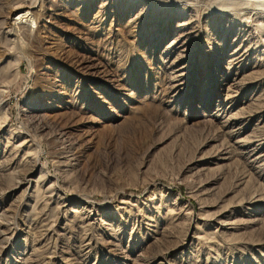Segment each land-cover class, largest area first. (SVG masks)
Returning <instances> with one entry per match:
<instances>
[{
  "label": "rangeland",
  "instance_id": "rangeland-1",
  "mask_svg": "<svg viewBox=\"0 0 264 264\" xmlns=\"http://www.w3.org/2000/svg\"><path fill=\"white\" fill-rule=\"evenodd\" d=\"M40 1L0 0V264H264V20Z\"/></svg>",
  "mask_w": 264,
  "mask_h": 264
},
{
  "label": "bare ground",
  "instance_id": "bare-ground-1",
  "mask_svg": "<svg viewBox=\"0 0 264 264\" xmlns=\"http://www.w3.org/2000/svg\"><path fill=\"white\" fill-rule=\"evenodd\" d=\"M131 2L135 1H148L160 3L161 6H164L168 9H175L177 7H182L184 9H198L199 14L203 13H212L213 16H223L225 14L232 15L236 21L242 14L252 13V17L249 21H245V26L249 27L253 21L258 19L264 20V0H130ZM17 3V2H16ZM15 3V4H16ZM22 2L19 6L11 9V12H14L18 8L26 7L30 10L34 9L37 6H40L41 1L32 0L31 3ZM30 10L22 11L16 14L14 22L10 24V30L14 32V35H22V37L28 42L29 45H33V39L31 37L32 30H37V24L32 18V13ZM35 19L40 16L39 9L34 11ZM37 13V14H36ZM39 26V25H38ZM260 31L264 32V22L260 25ZM40 29V28H38ZM3 105V101L0 100ZM0 103V104H1ZM6 124V123H4ZM3 126V125H2ZM0 127V133L3 130V127ZM31 173V172H30Z\"/></svg>",
  "mask_w": 264,
  "mask_h": 264
}]
</instances>
